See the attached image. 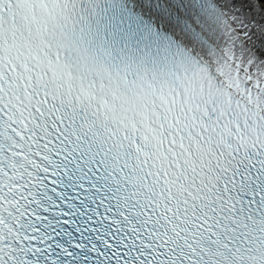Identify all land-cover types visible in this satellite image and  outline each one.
<instances>
[{"label":"snow or ice","instance_id":"6c2138e0","mask_svg":"<svg viewBox=\"0 0 264 264\" xmlns=\"http://www.w3.org/2000/svg\"><path fill=\"white\" fill-rule=\"evenodd\" d=\"M0 264H264V0H0Z\"/></svg>","mask_w":264,"mask_h":264}]
</instances>
